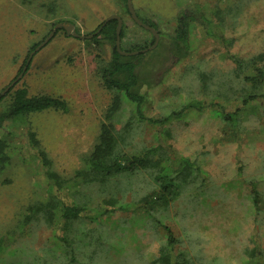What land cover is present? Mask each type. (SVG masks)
I'll use <instances>...</instances> for the list:
<instances>
[{
  "label": "rangeland",
  "instance_id": "obj_1",
  "mask_svg": "<svg viewBox=\"0 0 264 264\" xmlns=\"http://www.w3.org/2000/svg\"><path fill=\"white\" fill-rule=\"evenodd\" d=\"M130 2L136 17L156 26L158 35L152 50L139 52L143 53L139 59L142 91L148 100L143 116L168 119L164 124L139 121L134 106L121 100L117 115L123 121L132 118L133 123L124 130L117 125L114 144L126 155L157 148L163 162L175 166L181 158L193 161L198 170L189 165L188 171L194 180L190 176L191 181L179 185L166 176L156 179L151 169L118 183L111 178L108 187L118 188L123 205L102 203L104 214L97 220L76 221L59 234L40 214L31 212L30 206L47 201L51 193L47 170L69 178L83 168L112 102L114 95L102 86L100 74L111 59L113 43L97 35L96 29L110 15L118 16L123 32L120 49L132 52L149 45L153 34L132 19L126 0H0V93L56 24L71 23L84 36L76 38L58 28L14 84L28 96L64 100L68 110L31 113L27 127L0 130V139L16 151L0 173V235L8 238L0 264H73L70 247L81 264H153L158 249L167 246L169 234L176 241L170 246L173 255L195 263L254 264L250 256L254 245L261 249L264 263V116L245 118L238 145L227 139L219 116L220 107L231 110L242 94L226 54L247 60L264 52V0ZM235 5L220 24L223 38L205 36L198 24L201 14H209L215 24V6L232 9ZM183 13L197 18L199 27L195 50L179 60L170 39ZM131 56L125 55L124 60H132ZM9 102L10 96L1 100L0 113ZM201 102L215 106L199 110ZM187 106L194 110L186 112ZM30 132L36 146L29 140ZM237 157L243 161L242 176L236 170ZM256 178L262 197L257 213L247 196L248 182ZM174 183L177 191L172 195ZM99 190L84 187L81 197L94 207L105 195L100 196ZM65 237L68 242L62 241Z\"/></svg>",
  "mask_w": 264,
  "mask_h": 264
},
{
  "label": "trees",
  "instance_id": "obj_2",
  "mask_svg": "<svg viewBox=\"0 0 264 264\" xmlns=\"http://www.w3.org/2000/svg\"><path fill=\"white\" fill-rule=\"evenodd\" d=\"M213 10V14L217 21L215 24L209 14H201L200 18H195L189 13H183L177 19L175 28L173 29V37H171L170 44L172 50L176 49V58L181 60L183 56H187L188 52L192 49L195 50V42L197 40V30L199 25L202 26L205 36L215 38L220 41L222 35L219 30L222 23L225 21V15L229 14L234 8L230 9L225 7L222 9L218 6ZM199 25H198V24ZM219 23V24H218ZM221 24V25H220ZM101 25V24H100ZM117 20H109L98 32L97 35H103L113 43L111 59L104 65L101 70V83L102 86L113 93L112 102L107 108L104 121L100 126L98 140L94 145L91 153L87 156L84 166L80 170H76L74 174L69 178H61L50 170H47L45 176L49 182L50 194L47 201L43 203H36L29 207L31 212H37L42 216L45 223L49 225L57 234L62 230L69 228L72 223L76 221L87 220L89 222L95 221L100 217V214H104V211L100 208L102 203L120 208L123 205V201L118 198V188L110 187L111 178L121 181L123 178H129L140 170L151 169V174H155L156 179L162 177L168 178L170 181H175L176 184L186 183L191 181L194 174L190 171V167L195 166V162L185 158L178 160L175 166L172 162H163V157L160 152H157V148L149 149L147 153L136 152L131 155H126L117 151L116 144H114L113 131L119 128L128 129L133 123V119L129 118L123 121V118L118 116L121 100L127 101L126 103L134 106V115L139 121H147L151 123L164 124L168 117L163 119H157L152 117H144L143 113L148 109V100L144 91H142V80L139 73V59L143 56V53L132 55V60H124L125 55H121L115 48V33H116ZM152 27L154 30L156 26L152 24H146ZM156 31V30H155ZM95 35L94 38L97 36ZM123 37V32H120V39ZM154 42V36L152 35L151 44ZM149 43V45H151ZM149 45L139 46L135 51H140L148 47ZM122 50V49H121ZM125 52H132V50H122ZM264 52H260L251 58L244 60V58L237 57L233 54H226L228 59L233 63V77H237L240 82V88L242 89L241 96L230 98L227 102L235 100V105L231 110H227L226 107H220L219 116L223 121L224 134L227 139H233L237 145L241 141V133L245 132L244 122L246 117L251 114H256V118L264 116ZM180 55V56H179ZM6 96H10V102L7 107L0 113V130L2 127H27V116L31 113L41 112L44 110L52 109L65 112L68 110L67 104L64 100L58 98H52L48 96H28L27 91L24 88L14 89V85L0 97V102ZM203 105L198 107L199 110L206 108H213V102L206 103L201 102ZM192 106V105H191ZM258 106V107H257ZM194 107V105H193ZM187 111H193L191 107L187 106ZM261 109V113H256L257 109ZM133 109V108H132ZM198 111V110H197ZM255 111V113H253ZM132 112V110H131ZM177 113L171 114L177 116ZM258 115V116H257ZM6 124V126H4ZM26 124V125H25ZM31 144H37L34 133H28ZM5 139H0V173L1 176L8 166L11 157L15 154V150L10 146ZM40 157L44 162V165L48 167L46 156L43 152L40 153ZM162 157V158H161ZM237 157V173L243 175V161ZM162 160V162H161ZM193 162V163H192ZM198 170V167H196ZM196 172V177L198 176ZM258 177V176H257ZM262 177V176H259ZM122 182V181H121ZM179 182V183H178ZM259 178L252 180L249 183L248 197L252 204L255 213L259 210V202L261 203L262 197L258 187ZM173 184L174 189H171V194L174 195L177 191V185ZM99 187L100 196L105 193L94 207H91L86 197H81L83 188ZM109 186V187H108ZM257 186V187H256ZM122 191V190H120ZM121 194V193H120ZM76 197V199L74 198ZM78 198V199H77ZM97 207V208H96ZM94 217H92V213ZM90 233V232H85ZM168 237L167 246H162L157 251V256L153 260V264H204L195 263L190 259H185L181 255L174 256L171 250L172 245L176 242L171 234ZM168 236V234H167ZM59 238V236L57 237ZM66 238L65 240L67 241ZM68 242V241H67ZM8 238L0 235V255L5 252ZM76 244V242H74ZM171 246V247H170ZM71 255V261L73 264H81L76 260L73 253V247H70L68 251ZM251 258L254 259V264H264L261 260L262 251L254 245L251 248ZM208 264V263H206Z\"/></svg>",
  "mask_w": 264,
  "mask_h": 264
},
{
  "label": "water",
  "instance_id": "obj_3",
  "mask_svg": "<svg viewBox=\"0 0 264 264\" xmlns=\"http://www.w3.org/2000/svg\"><path fill=\"white\" fill-rule=\"evenodd\" d=\"M126 4H127V8H128V11H129V13H130L132 19H133L137 24H139V25H141L142 27H144L145 29L149 30V31L154 35V37H155V41H154L153 45L150 46V47L147 48V49H144L143 51L152 50V49L156 46V44H157V40H158V35H157L156 31H155L152 27H150V26H148V25L142 23V22L136 17L134 11L132 10V5H131L130 0H126ZM111 19H116V20H117L116 33H115V48H116V50H117L121 55H129V56H131V55H136V54H138L139 52H142V51L125 52V51H122V50L120 49V35H119V33H120V28H121V20H120L119 17L116 16V15H110L109 17H107V18L103 21V23L101 24V26L97 29V31H96L95 33H98V32L101 30V28H102V27H103V26H104L109 20H111ZM60 27H62V28L64 29V31L66 32L67 35H71V36H73V37L80 38V39L84 38V36L79 35V34L76 33V29H75V26H74L73 24H71V23H67V24L58 23V24H56V25L54 26V28L52 29V31L48 34V36H47V37H46V38H45V39H44L39 45H37V46L34 48L33 51H31V52L29 53V55H28V57H27V60H26V63H25V65L23 66L21 72L19 73V75H18L13 81H11V83H10L8 86L5 87V89L0 93V97L3 96V95H4V94H5V93H6V92H7V91H8L13 85H14V84H15V83H16V82L22 77V74H23V72L26 70V67H27V65H28V63H29L31 57L33 56V54H34L36 51H38V50H39V49H40L45 43H47L48 40L53 36L54 32H55L58 28H60Z\"/></svg>",
  "mask_w": 264,
  "mask_h": 264
},
{
  "label": "flooded vegetation",
  "instance_id": "obj_4",
  "mask_svg": "<svg viewBox=\"0 0 264 264\" xmlns=\"http://www.w3.org/2000/svg\"><path fill=\"white\" fill-rule=\"evenodd\" d=\"M101 24H102V23H101ZM100 26H101V25H99V27H100ZM99 27H98V28H99ZM98 28H97V29H98ZM97 29H96V30H97ZM95 32H96V31H95ZM140 51H142V50H140Z\"/></svg>",
  "mask_w": 264,
  "mask_h": 264
}]
</instances>
